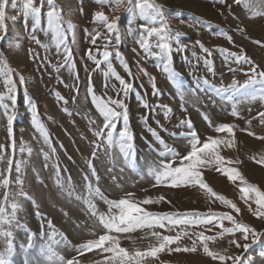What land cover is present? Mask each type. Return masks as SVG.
<instances>
[{"label":"rangeland","instance_id":"obj_1","mask_svg":"<svg viewBox=\"0 0 264 264\" xmlns=\"http://www.w3.org/2000/svg\"><path fill=\"white\" fill-rule=\"evenodd\" d=\"M133 2L135 3L136 0H133ZM158 2L175 13V15L169 16L171 26L175 30L185 33L180 39V51H175L174 48L173 53L174 67L183 78L185 96L181 100L177 85L170 81L160 68L156 67L157 61L154 58L145 56L143 50L139 48L138 35L140 25L144 21L137 15L124 10L116 13L120 16L118 24L120 40L117 42L113 39L112 43L125 56L135 77L133 82L136 92L130 94L126 102L129 111V127L134 134V160L137 170L134 171L127 166L118 154L115 162H113L111 157L103 151H99L98 158L92 159V163L100 177L97 186L110 199H118L129 192L134 193L136 196L139 194V198L142 199L150 196L148 192L168 188L165 186L152 187L154 181L145 174L150 164L161 159L158 152L162 150V146L156 141L149 128L156 129L166 143L177 147V150L183 153L185 141L179 138V133L186 131V128H178L177 125L181 119L190 118L198 133L202 134V139L208 135H225L217 134L214 130L220 123L236 124L237 127L234 129L236 148L225 150L222 154L233 159L239 158L240 164L236 166L240 168L249 182L255 183L264 189V180L257 174L251 175L250 173L251 170L253 171L252 168L264 172V166L258 165L250 159L251 156L260 152L245 150L242 147L244 138L264 141L257 139L259 136H264V125H261L258 119L255 122L253 120L251 126L247 124L248 118H252V115L253 117L257 116L259 111H264V105L261 106L264 101L241 103L238 110L245 117L240 115L239 118L231 115V101L218 98L211 92L197 90L193 94L189 91L195 86L198 79L206 78L218 87L229 85L233 79L240 82L247 79L245 73L249 65L226 62L217 50L219 47H225L235 52H245L260 66L261 70H264V47L255 43L256 40L264 43V16H252L253 12L264 11V0H252L253 7L251 10L233 4L231 12L234 15L229 14V10L218 3V0H158ZM56 3L63 9L65 19L71 20L76 25V42L72 45V52L76 73L80 77L78 93L73 86L75 84L74 75L69 71L68 66L60 68L59 72L57 71V67L63 60V55L58 54L54 47L46 52L44 48L31 39L29 31L25 30L24 17L20 11L22 7L21 0H17L16 8L9 6L7 9L9 17L6 21L7 32L0 33V35H4V39L0 41V53L8 58L10 66L16 70V73L22 74L26 78V84L21 85L18 81V75H15L18 94L14 137L17 143V157L28 161L24 174V187L32 200L23 201L24 208L17 213V216L21 224H26L30 232L36 234L35 247L24 250L19 248V243H27L28 233L24 232L23 229H15L17 253L14 256V264H47L40 254V247L50 243V237L59 240L61 237L56 235L57 233L70 238L69 231L72 229L71 232L75 237L71 236L72 241H70L72 244L74 243L73 245H79L87 239L97 238L98 235L103 234L101 228L94 224V218L90 219L87 216L86 205L78 206L74 202L72 203L71 198L73 197H67L66 193H62L61 188L56 183L53 164L56 157H58L62 182L65 185L70 182L75 189L78 187L77 180L83 179L86 173H90L87 163L93 151V145L90 142L96 138L93 132L89 130L87 117L94 118L96 126H102L103 118L99 116L91 102L90 95L87 93L88 73L85 71V67L88 71H91L95 68V64L87 59L86 51L88 48H92L95 52L96 46L90 44L91 38L86 35L85 29L88 31L97 29L103 32V27L93 19L94 13L99 10L112 15L115 5L101 6L96 0H56ZM228 3L231 4L232 0H228ZM47 7L45 3L44 11L47 10ZM202 8L206 12H203ZM221 12H223V15L220 14ZM12 17H15V19H12ZM238 26L245 28L246 31L243 33L238 32ZM252 26L261 29V32L257 35L252 34L250 30ZM42 27H46V19L42 22ZM28 28H31V20L28 21ZM221 32L226 35H219ZM35 35L41 43H46L49 40V37L45 36L43 31H37ZM227 35L232 36V43L227 40ZM197 40H200L212 52L208 59L214 64V75L209 73L203 64V58L206 54L196 44ZM103 43V38L97 40V45ZM33 52L38 54L35 59L33 58ZM45 56H47V60H45ZM97 57L100 58L98 53ZM137 61H139V66L145 68L150 76L155 77L156 87L161 93L159 96L153 95V82L149 76L139 72ZM113 65L120 75L129 79L118 60L114 59ZM101 67L103 68V65ZM230 68L237 70L233 72L229 70ZM92 83L95 86L97 95H104L107 92V95L115 98V91L111 87L104 88L102 72H92ZM108 83L109 85L115 84L119 88V82L115 78H109ZM66 85L68 86L66 87ZM4 91L6 89L0 81V92ZM56 92L64 96L68 103L65 104L63 101L57 100ZM74 97L75 99H73ZM30 99L37 105L39 116L47 126L52 145L56 148V153L50 160L44 158V153H49L48 146L43 143L42 137L31 124ZM144 102H147L150 108H154L156 105H167L171 112L165 114L162 108L150 111L143 107ZM65 108L72 115H68L64 111ZM249 110H251V113L247 112ZM145 115L147 116V123L142 118ZM205 115L211 119V125L204 119ZM6 123V118L0 112V144L7 146L10 141ZM121 127L122 125H118L117 131L121 130ZM242 129H248L255 135L250 136L247 131H242ZM173 133H176V135L173 136ZM22 143L32 148L31 156L26 152L20 157L18 149ZM8 151L10 152L11 149H8ZM262 152H264V149ZM45 164L48 166L45 167ZM15 175L13 169V178ZM113 177H116V179L114 180ZM213 178L222 179L223 185H214L211 180ZM91 179H93L94 184L97 183L94 178ZM205 179L215 191L232 199L241 209V212L237 214L218 201L210 203L203 193L198 190L179 188L188 194L186 197L187 203L196 205L193 210L208 211L211 208L213 211H229L236 215L238 220L249 223L257 227L258 230L264 227V221L252 216L244 202L239 199L238 188L232 185L226 177L212 169L205 172ZM102 182L104 185H102ZM33 185H37V187L34 186V189L41 194H38V197L32 190ZM14 188L15 186H13V190ZM4 191L0 189V199L3 198ZM86 196L87 194L83 197ZM158 196L155 193L151 197ZM95 202L100 211H107V206L103 201L99 202L97 198ZM147 207L152 211H183L166 200L160 204L148 205ZM57 219L61 225L57 224ZM49 221L52 225L51 228L48 226ZM225 226H230V224L226 221ZM79 228H82L80 229L82 233L79 232ZM216 231L218 229H214L213 232H206V234L213 235ZM232 238L226 235L223 239L210 243L209 246L213 249H228L229 253L238 254L242 252V249L229 245L228 242ZM236 238L239 239V234H236ZM122 244L128 246L127 241H122ZM144 244L146 245L147 241ZM183 244L191 246V241L185 239ZM53 247L61 254L63 253L66 258L76 255L73 249L69 251V248L66 249L67 247L65 249L57 248L54 243ZM62 249L64 252H62ZM67 251L73 252L69 254ZM262 252H264V238L249 249V252L245 255H251L254 264H264ZM160 259L165 264H218V262L206 257L201 247H198L196 253H161Z\"/></svg>","mask_w":264,"mask_h":264},{"label":"snow or ice","instance_id":"obj_2","mask_svg":"<svg viewBox=\"0 0 264 264\" xmlns=\"http://www.w3.org/2000/svg\"><path fill=\"white\" fill-rule=\"evenodd\" d=\"M96 2L101 6L114 4L115 7L112 15L99 10L94 13L93 19L103 27V32L97 29L92 31L85 29L86 35L91 38L90 44L96 46L95 52L92 48H88L86 51L87 59L95 64V68L91 71L85 67V71L88 73L87 93L99 116L103 118L102 126H96V120L87 117L89 130L96 138L90 142L93 145L91 158L87 161L90 173L84 175L87 196L82 197L76 194L75 188L70 182L67 185L62 182L58 157H56L53 167L56 183L62 193H66L68 197L75 196L76 200L83 199L87 216L90 219L94 218V224L101 228L103 234L98 235L97 238L87 239L79 245H73L66 236L57 233L56 235H60L61 238L55 240L54 237H50V243L40 247L41 256L47 264H82L81 256L87 252L98 250L96 255L99 258L89 261L88 264H165L160 259L161 253H196L198 247H201L203 254L218 264H254L253 257L245 254L264 238V227L258 230L257 227L238 220L232 212L213 211L211 208L208 211H152L147 206L164 202L165 196L160 195L155 198L147 196L144 199H137L134 193L129 192L118 199H110L97 186L100 177L92 159L98 158L99 151H103L111 157L113 162L118 154L127 166L134 171L137 170L134 160V134L129 127V111L126 102L129 95L136 92L133 82L135 77L125 56L112 43L113 39L117 42L120 40L118 28L120 16L116 13L124 10L137 15L144 21L140 25L138 35L139 48L143 50L145 56L154 58L157 61L156 67L160 68L167 78L177 85L181 100L185 96L183 78L174 67L173 53L174 48L175 51H180V39L185 33L175 30L171 26L169 16L175 15V13L159 3L158 0H136L135 3L133 0H96ZM21 3L20 11L24 17L25 30L29 31L31 39L46 52L54 47L58 54L63 55V60L57 67V71L68 66L69 71L74 75L75 84L73 86L78 93L80 77L76 73L72 52V45L76 42V25L71 20L65 19L63 9L57 5L56 0H21ZM45 3L48 6L46 11H44ZM218 3L226 7L231 15H234L231 12L233 4L249 10L253 7L252 0H232L231 4L228 3V0H218ZM9 6L16 8L17 0H0V33L7 32L6 21L9 18L7 15ZM220 14L223 15V12ZM252 16H264V11L253 12ZM45 19L46 27H42V22ZM29 20H31L30 29L28 28ZM37 31H43L45 36L49 37L48 42L41 43L35 35ZM237 31L243 33L246 29L238 26ZM219 35L226 34L221 32ZM101 38L104 43L97 45V40ZM3 39L4 35H0V41ZM227 40L232 43V36L227 35ZM255 43L264 47V43L260 40H256ZM196 44L206 54L203 58L204 66L209 73L214 75V64L208 59L212 55L211 50L205 47L200 40H197ZM217 50L226 62L249 65L245 73L247 79L243 82L233 79L229 85L219 87L210 83L206 78L198 79L195 86L189 91L193 94L197 90L211 92L218 98L231 101V115L240 117L238 109L241 103L264 101V70H261L260 66L243 51H230L225 47H219ZM97 53L100 58L97 57ZM37 56L38 54L33 52V58L35 59ZM114 59L120 62L129 79L116 71L113 65ZM45 60H47V56H45ZM136 63L139 72L149 76L152 80L153 95L159 96L161 93L156 87L155 77L150 76L145 68L140 67L139 61ZM229 70L235 72L237 69L230 68ZM95 71L102 72L104 88L111 87L115 91V98L107 95V92L104 95L96 94L95 86L92 83V72ZM15 75H18L19 84H26L25 76L16 73V70L10 66L8 58L0 53V81L6 89V91L0 92V112L6 118L10 141L7 146L0 144V189L5 190L3 198L0 199V249H2L0 250V264H14V256L17 253L15 229H23L28 233L27 243H19L20 249L27 250L35 247L34 240L36 238V234L31 233L26 224H21L17 216V213L23 209V201H31L32 197L24 187V174L28 161L17 157V143L14 137L18 94ZM109 78H115L119 82V88L115 84L109 85ZM56 98L65 104L68 103L67 99L59 92H56ZM29 106L32 114L31 124L49 149V153H44V158L50 160L56 153V148L52 145L49 130L39 116L37 105L31 99ZM143 107L150 111L162 108L165 114L171 112L167 105H156L154 108H150V105L144 102ZM64 111L68 115H72L67 108ZM142 118L147 123V116ZM204 119L211 125V119L207 115ZM257 119L261 125H264V111H260L257 116L248 119L247 124L251 126L252 121ZM118 125H122L119 131H117ZM177 127L186 128V131L179 133V138L185 141L183 153L178 151L177 147L166 143L156 129L149 128L156 141L162 146V150L158 152L161 159L150 164L145 173L154 181L152 187L195 189L203 193L210 203L218 201L221 205L239 214L241 209L237 204L227 196L215 191L205 179V172L214 169L238 188L239 199L244 202L252 216L264 221V189L249 182L240 168L236 166L240 164L239 158L233 159L222 154L225 150L236 148L234 129L237 126L232 123H220L214 130L217 134L225 135H208L203 139L202 134L198 133L190 118L181 119ZM242 131H247L250 136L255 135L248 129H242ZM172 135L175 136L176 133ZM257 139L264 140V136H259ZM8 149L11 151L9 152ZM18 151L20 157L26 152L29 156L32 154V148L23 143L19 146ZM69 159L71 158L69 157ZM250 159L256 164L264 166V152L253 155ZM47 166L45 164V167ZM13 169L16 173L14 178L12 176ZM90 177L94 178L97 183L94 184ZM113 179L115 180L116 177ZM13 186H15L14 190ZM97 198L107 206V211L99 210L95 202ZM168 203L171 202L168 201ZM226 221L230 226H225ZM48 226L52 227L50 221ZM214 229H218L215 234H206V232H213ZM236 234H239V239L236 238ZM226 235L233 237L228 242L230 246L234 245L235 248L243 251L235 254L229 253L228 249H213L209 246L210 243L223 239ZM185 239L191 241V246L183 244ZM122 241H127L128 246H123ZM145 241H147L146 245ZM53 243L57 248L73 249L76 255L66 258L53 247ZM261 255L264 258V252Z\"/></svg>","mask_w":264,"mask_h":264},{"label":"bare ground","instance_id":"obj_3","mask_svg":"<svg viewBox=\"0 0 264 264\" xmlns=\"http://www.w3.org/2000/svg\"><path fill=\"white\" fill-rule=\"evenodd\" d=\"M202 11L203 12H206V10L204 9V8H202ZM251 33L252 34H254V35H257V34H259V32H261V29H259V28H256V27H251ZM264 34V33H263ZM259 102H261V101H259ZM264 103V102H263ZM259 104H261V103H259ZM264 104H262L261 106H263ZM248 107V106H247ZM258 108V107H257ZM256 108V109H257ZM259 108H260V105H259ZM262 108V107H261ZM217 109V108H216ZM246 109V108H245ZM248 109V108H247ZM264 109V108H263ZM262 110V109H261ZM251 110H249V111H247V112H250ZM244 112V111H243ZM260 112V111H259ZM241 113V112H240ZM246 113V112H245ZM251 113V112H250ZM253 113V112H252ZM257 113V112H256ZM255 113V114H256ZM254 114V113H253ZM241 115V114H240ZM258 115V114H257ZM242 116V115H241ZM242 117H245V116H242ZM249 117H251V116H249ZM252 117H253V115H252ZM240 118V117H239ZM247 119V118H246ZM249 119V118H248ZM247 119V120H248ZM251 119V118H250ZM239 120V119H238ZM243 120V119H242ZM257 121V120H256ZM254 122H255V120H254ZM255 124H257V123H255ZM236 125V124H235ZM253 125H254V123H253ZM239 126V125H238ZM245 126V125H244ZM243 127V126H242ZM214 136V135H213ZM242 147L245 149V150H252L253 152H260V153H262V151H263V149H264V141H255V140H252V139H249V138H244L243 139V141H242ZM106 169V168H105ZM108 169V168H107ZM253 169V171L251 170V175H254V174H257L258 176H260L261 178H262V180H264V172H262V171H259L258 169H256V168H252ZM249 172V171H248ZM105 179V178H104ZM103 179V180H104ZM30 180H31V178H30ZM102 180V181H103ZM106 180V179H105ZM212 180V183L214 184V185H217V186H222L223 184V180L222 179H211ZM78 181V183H77V185H78V189L76 188L75 189V191H76V194H78V195H80V196H85L86 194H87V190H86V187H85V180H84V178L82 179H80V180H77ZM102 185H104L103 184V182H102ZM34 186H36L37 187V185H33L32 186V190H34V192H35V195L38 197V194L40 193H38V190H37V192H36V189H34ZM39 187V186H38ZM103 187V186H102ZM104 191V190H103ZM194 191V190H193ZM156 193V195L158 194L159 196L160 195H163V196H165V198H166V201L168 202V201H170V202H172L176 207H178L179 209H182L183 211H188V210H193V209H195V206L193 205V204H191V203H187V201H186V197L188 196V194H186L185 192H183V190H181V189H168V188H160V189H158L157 191H155V192H148V195H150V196H152L153 194H155ZM32 194H34V193H32ZM39 195H41V194H39ZM68 197V196H67ZM135 197L137 198V199H140L139 197H140V195L138 194V196H136L135 195ZM143 198H145V197H143ZM142 198V199H143ZM67 200H70V199H67ZM71 200H72V203L74 202L76 205H83L84 203H83V199H81V200H76L75 199V197L73 196V198H71ZM40 201V200H39ZM71 202V201H70ZM69 202V203H70ZM99 202H100V200H99ZM44 204V203H43ZM71 204V203H70ZM74 204V205H75ZM24 208V207H23ZM165 208V207H164ZM26 209V208H25ZM44 210V209H43ZM56 222H58L57 224H59V225H61V223H59V220L57 219L56 220ZM62 228H64V227H62ZM68 228V227H67ZM84 228V227H83ZM80 229H82V228H79V232L80 233H82L81 231L82 230H80ZM61 230V229H60ZM64 230H67V229H65L64 228ZM68 230H70L69 228H68ZM72 230V229H71ZM71 230L69 231V234L71 235V236H73V237H75V235L73 234V232H71ZM77 233V232H76ZM79 234V233H78ZM69 235V236H70ZM77 235V234H76ZM70 236V238H67V240L68 241H72V237ZM74 239V238H73ZM70 241V242H71ZM72 243V242H71ZM74 244V243H73ZM66 247H64V249H65ZM66 249H68V248H66ZM69 251L71 250V249H68ZM96 251H98V250H94V251H92V252H87V253H85L83 256H81L80 257V259H81V261H82V264H88V262L89 261H91V260H94V259H97V258H99L97 255H96ZM62 252H64V250L62 249ZM66 252V251H65ZM73 251H71V253H72ZM67 253H69V254H71L70 252H68L67 251ZM63 254V253H62ZM67 255V254H66ZM38 257V256H37ZM40 259V258H39ZM34 260V259H33ZM38 263V262H37Z\"/></svg>","mask_w":264,"mask_h":264}]
</instances>
